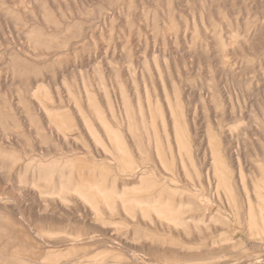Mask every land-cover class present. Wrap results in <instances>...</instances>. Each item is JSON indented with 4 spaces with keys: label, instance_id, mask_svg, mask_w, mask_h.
I'll list each match as a JSON object with an SVG mask.
<instances>
[{
    "label": "rangeland",
    "instance_id": "rangeland-1",
    "mask_svg": "<svg viewBox=\"0 0 264 264\" xmlns=\"http://www.w3.org/2000/svg\"><path fill=\"white\" fill-rule=\"evenodd\" d=\"M0 264H264V0H0Z\"/></svg>",
    "mask_w": 264,
    "mask_h": 264
},
{
    "label": "bare ground",
    "instance_id": "bare-ground-1",
    "mask_svg": "<svg viewBox=\"0 0 264 264\" xmlns=\"http://www.w3.org/2000/svg\"><path fill=\"white\" fill-rule=\"evenodd\" d=\"M115 146H116V145H115ZM117 150H118V149H117ZM120 151H121V150H120ZM117 152H119V151H117ZM122 153H123V152H122ZM118 155H120V154H118ZM121 156H122V155H121ZM257 261H258V260H257ZM257 261H256V262H257ZM260 261H262V260H260ZM260 261H259V262H260ZM253 262L255 263V261H254V260H253ZM260 263H261V262H260Z\"/></svg>",
    "mask_w": 264,
    "mask_h": 264
}]
</instances>
